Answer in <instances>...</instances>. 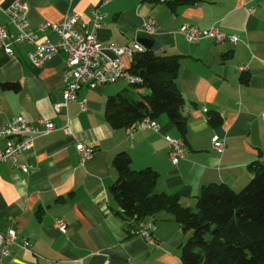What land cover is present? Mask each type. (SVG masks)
I'll return each mask as SVG.
<instances>
[{
	"label": "crops",
	"instance_id": "0c3cea01",
	"mask_svg": "<svg viewBox=\"0 0 264 264\" xmlns=\"http://www.w3.org/2000/svg\"><path fill=\"white\" fill-rule=\"evenodd\" d=\"M14 1L0 0V25L6 26L14 51L10 56L0 45V126L24 114L31 121L51 119L56 128L19 154V165L28 170L14 167L12 160L0 163V264H184L181 249L192 230L163 210L144 220L156 225V244L139 235L136 230L144 222L122 215L111 190L119 176L114 158L126 152L133 169H154L155 190L178 195L193 210L207 185L225 184L240 191L249 183L250 165L264 164V0H200L175 9V0H23L34 30L70 12L92 26V11L99 7L107 13L97 31L103 43L124 47L148 37L157 54L179 57L176 87L185 100L187 133L164 113L155 118L158 131L140 129L133 136L128 126L111 124L106 103L119 94L137 100L150 89L132 90L123 80L94 89L84 84L77 99L58 110L64 102L67 55L60 52L42 67L31 63L34 45L14 41L16 30L5 13ZM149 20L156 23L151 36L144 32ZM184 24L215 26L237 34L239 41L192 43L180 31ZM39 34L57 39L50 30ZM132 60L125 57L129 69ZM243 63L249 65L246 72L238 68ZM9 83L19 88L5 87ZM212 112L220 114V124H211ZM68 121L72 135L64 130ZM215 135L226 141L222 152L213 147ZM167 136L185 141V157L178 164L169 157ZM5 144L0 140V148ZM82 145L95 149L85 165L79 162ZM57 219L68 224L66 233L55 226ZM11 227L18 240L3 256ZM24 237L29 248L22 246Z\"/></svg>",
	"mask_w": 264,
	"mask_h": 264
},
{
	"label": "trees",
	"instance_id": "16d2710c",
	"mask_svg": "<svg viewBox=\"0 0 264 264\" xmlns=\"http://www.w3.org/2000/svg\"><path fill=\"white\" fill-rule=\"evenodd\" d=\"M200 0H175L194 4ZM180 68L177 55H161L153 46L133 57L130 71L144 78L136 87L150 89L137 100L123 94L106 103V114L114 127H127L146 116L166 113L182 134L187 133V117L182 110L185 100L176 87ZM5 87L18 89L19 84ZM222 121L218 112L210 113V122ZM114 165L119 176L112 184L124 215L129 221L144 222L157 212L168 211L192 236L182 245L184 264H264V164L250 165L253 176L240 191L225 184H210L198 196L197 210L185 206L178 195L157 192V171L147 167L135 170L126 152L118 153Z\"/></svg>",
	"mask_w": 264,
	"mask_h": 264
},
{
	"label": "built area",
	"instance_id": "2783aa9c",
	"mask_svg": "<svg viewBox=\"0 0 264 264\" xmlns=\"http://www.w3.org/2000/svg\"><path fill=\"white\" fill-rule=\"evenodd\" d=\"M164 1V0H159ZM28 4L23 0H15L11 6L5 9L10 23L16 30L14 39L17 43L28 42L34 45V49L29 53L31 63L37 67H42L54 55L65 52L67 55V66L64 71V102L57 105V109L67 107L70 101L78 97V92L84 84L91 88H97L101 85L125 81L129 85L142 84L144 78L132 73L125 62V57H133L148 48L140 41L136 40L124 47H117L113 44H105L98 38V28L106 12L96 7L92 11V26L88 21L82 20L76 12L68 13L65 18L59 22L41 23L37 30L30 28L28 20ZM52 31L57 35V39L51 37H41L39 32ZM180 31L185 35L187 40L192 43H198L203 39L223 42L239 41L237 34H228L218 27L200 29L195 25L184 24ZM144 32L151 36L156 32V23L149 20L145 24ZM13 41L9 40V33L4 25H0V45L10 56L14 51L12 48ZM239 70L246 72L249 70L248 64H240ZM82 107L85 108L84 103ZM204 111L208 109L203 108ZM56 128L55 123L48 118L40 117L36 121H31L24 114H16L11 121L0 126V140H6L3 148H0V163L12 160L14 167H20L28 170L27 166L19 165L18 156L24 151L30 150L35 140L40 135H46L53 132ZM140 129H160V123L150 116H146L127 127L128 133L133 136ZM67 135H72V128L69 121L64 127ZM169 146V157L173 164H178L186 152V144L182 138L172 136L166 137ZM213 147L216 151L222 152L225 149L226 141L219 135L212 138ZM95 153L91 145H82L80 148V165H85L90 161ZM55 226L63 233L67 232L68 224L57 219ZM156 225L153 222H144L136 232L152 244H156L153 232ZM17 230L9 228L5 233V244L2 249L3 256L10 253L11 247L17 243ZM31 245L29 239L24 237L22 246L29 248Z\"/></svg>",
	"mask_w": 264,
	"mask_h": 264
},
{
	"label": "water",
	"instance_id": "95a60500",
	"mask_svg": "<svg viewBox=\"0 0 264 264\" xmlns=\"http://www.w3.org/2000/svg\"><path fill=\"white\" fill-rule=\"evenodd\" d=\"M140 41L147 47L151 48L153 46V40L148 37H141Z\"/></svg>",
	"mask_w": 264,
	"mask_h": 264
},
{
	"label": "rangeland",
	"instance_id": "374dc122",
	"mask_svg": "<svg viewBox=\"0 0 264 264\" xmlns=\"http://www.w3.org/2000/svg\"><path fill=\"white\" fill-rule=\"evenodd\" d=\"M129 87H130V89L135 90V87L134 86H129Z\"/></svg>",
	"mask_w": 264,
	"mask_h": 264
}]
</instances>
